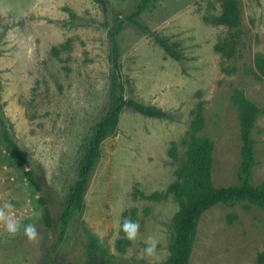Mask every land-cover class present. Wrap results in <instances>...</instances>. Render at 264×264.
I'll return each mask as SVG.
<instances>
[{
  "label": "rangeland",
  "instance_id": "obj_1",
  "mask_svg": "<svg viewBox=\"0 0 264 264\" xmlns=\"http://www.w3.org/2000/svg\"><path fill=\"white\" fill-rule=\"evenodd\" d=\"M140 1L108 0L105 16L93 0H0V117L27 160L19 167L0 139V208L10 202L21 225L34 223L40 234L30 242L22 228L10 235L0 225V264H87L89 240L105 253L103 264L165 262L178 211L167 194L179 164L168 157L169 146L176 143L183 158L180 142L202 101L199 135L214 143L213 186L236 185L241 141L231 102L235 89L261 110L251 131V179L253 185L264 181V78L252 74L255 55L264 56V0H237L238 28L213 23L220 0H152L136 19L147 30L125 23L117 36L121 81L126 97L169 111L173 119L124 109L100 144L81 208L61 221L78 162L113 101L107 29ZM152 33L177 43L181 59L168 57ZM153 193L164 196L149 199ZM38 198L50 212L51 228ZM125 219L140 225L139 235L119 250ZM96 229L105 233L103 241ZM149 237L158 241L151 257L143 252ZM263 250L264 211L246 202L217 204L199 218L188 264H255Z\"/></svg>",
  "mask_w": 264,
  "mask_h": 264
},
{
  "label": "trees",
  "instance_id": "obj_2",
  "mask_svg": "<svg viewBox=\"0 0 264 264\" xmlns=\"http://www.w3.org/2000/svg\"><path fill=\"white\" fill-rule=\"evenodd\" d=\"M98 4L105 16L109 12L108 0H93ZM152 0H141L134 10L128 15H116L114 24L107 29V38L110 43V89L113 101L106 114L94 127L93 133L78 162L76 172L77 179L70 188L69 197L66 200L65 210L61 221H66L81 208L82 199L86 190L89 175L94 168L96 160L100 156L101 142L112 134L117 126L119 116L124 109H129L139 115L148 118L172 120L173 113L155 106L144 105L124 94L125 86L121 81L119 48L117 36L125 23H130L142 30H147L136 19L146 10ZM221 13L213 19L215 25L228 28H238L240 25V9L237 0H220ZM73 18V15L70 14ZM106 25V23H105ZM108 27V25H107ZM154 42L159 45L164 53L171 59H181L179 45L171 43L167 39L152 33ZM217 51H223L221 46ZM255 71L252 73L256 80L264 78V56L256 54L254 57ZM231 102L237 112L239 134L241 141V163L238 171V183L236 185L215 188L212 183L211 170L213 162L214 143L207 137L199 135L204 129L203 102L199 101L191 111V121L185 136L180 144L184 147V156L179 159V150L176 143H171L167 155L174 161H179L175 172L176 180L167 189L178 203V211L173 217L172 241L168 247L169 255L161 264H188L192 249L196 226L203 212L217 204H229L246 202L264 211V181L259 185H253L251 172L255 166L254 141L251 137L253 125L258 118L260 108L248 101L241 89H235L231 96ZM0 139L13 155L19 167L25 166L27 160L11 136L5 120L0 117ZM28 182L40 191V186L34 178L31 170L25 171ZM140 196H143L139 193ZM162 196L153 193L148 198L159 200ZM42 207L44 224L51 228L53 220L42 198H38ZM117 240L116 247L119 250L128 244L124 233ZM87 264H103L106 260L105 253L99 251L94 241L87 244ZM255 264H264V250L256 256Z\"/></svg>",
  "mask_w": 264,
  "mask_h": 264
},
{
  "label": "clouds",
  "instance_id": "obj_3",
  "mask_svg": "<svg viewBox=\"0 0 264 264\" xmlns=\"http://www.w3.org/2000/svg\"><path fill=\"white\" fill-rule=\"evenodd\" d=\"M13 207L14 206L8 202L3 208H0V225H2L4 230L10 235L17 234L22 228L24 236L30 242L38 241L40 239V234L37 230V226L34 223L21 225L12 211ZM139 229L140 225L130 219H125L120 224V230L124 233V236L128 241H136L139 235ZM95 234L101 241H103L105 236L104 232L96 229ZM157 243L158 241L154 237H149L145 241V247L143 249L144 254L149 257L153 256L156 252Z\"/></svg>",
  "mask_w": 264,
  "mask_h": 264
}]
</instances>
